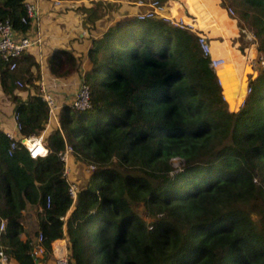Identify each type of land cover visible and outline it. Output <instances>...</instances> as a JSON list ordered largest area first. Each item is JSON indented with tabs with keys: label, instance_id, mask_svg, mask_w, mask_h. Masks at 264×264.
<instances>
[{
	"label": "trees",
	"instance_id": "1",
	"mask_svg": "<svg viewBox=\"0 0 264 264\" xmlns=\"http://www.w3.org/2000/svg\"><path fill=\"white\" fill-rule=\"evenodd\" d=\"M222 2L238 5L264 57V0ZM23 3L0 0V19L18 31L30 24L21 19ZM87 53L92 107L62 106L60 128L44 135L46 155L32 158L22 143L9 155L0 130V243L8 257L38 264L34 243L20 236L30 203L45 255L52 241L61 255L65 238L71 264H264V65L249 77L243 105L231 110L196 33L160 17L126 15ZM58 58L48 57L56 74ZM64 59L75 65L70 52ZM18 77L32 85V75L10 70L0 55V83L21 134H38L48 107L36 90L22 99ZM65 141L75 157L95 164L71 211L57 154Z\"/></svg>",
	"mask_w": 264,
	"mask_h": 264
},
{
	"label": "crops",
	"instance_id": "2",
	"mask_svg": "<svg viewBox=\"0 0 264 264\" xmlns=\"http://www.w3.org/2000/svg\"><path fill=\"white\" fill-rule=\"evenodd\" d=\"M89 1L61 0L57 4L55 0H39V22L31 21L25 31H19L29 35H33L37 30L41 33L40 44L30 46L20 55L18 61H27L29 63L32 59L36 64L38 63L39 79L44 77L51 84L55 98L62 106L64 104L69 105L70 98L76 91L67 90L72 83L67 80L71 81L74 78L72 72H69L73 68L69 64L71 69L68 68L63 71L64 73L69 72L68 74L62 73L61 75L59 73L57 75L50 70L48 57L56 54L59 57V63H67L64 58L68 51L76 59V50L80 47L82 48L84 43L89 41L91 45L93 38L100 37L110 25L117 23L122 17L143 12L148 6L139 3V1L147 2L149 0H103L102 3L104 1L111 2L113 12L110 15L111 17H116L112 22L109 23L107 20L103 25L99 21L101 19L99 16L104 14V10L100 6L102 3L98 0H91L90 3ZM160 1L165 5L163 14L181 19L184 23H192L193 28L191 30L193 32H203L207 35L211 43V57L221 59V62L215 67V72L217 78L221 81L222 92L225 94L229 108L237 110L240 105V98L245 94L249 77H255L261 68L257 61L259 51L252 41L249 43L251 38L249 32L244 33V27L240 28L239 20L229 13L227 6L224 5L222 0ZM239 34L242 35L243 43H241ZM90 45L84 51L86 54ZM88 64L85 70L90 67L91 63ZM23 65L22 70L27 71L28 74L34 71L31 69L34 64L30 66L26 63L27 68ZM17 79L21 78L18 77ZM77 84H79V77ZM35 88L36 84L35 86L31 85L25 94L16 93L20 94L21 98L24 99L28 92L37 90ZM9 97H11L10 94L4 91L0 83V130L4 133L8 130L18 133L13 117L14 102L10 101ZM10 103L12 104L9 106ZM6 112H9L8 117ZM55 126L56 122L54 120L48 121L43 129L44 135L50 129L55 128ZM73 164L75 163L73 162ZM36 211V206L30 203L22 210L21 222L23 231L20 236L23 239L30 238L34 245H40L41 243L38 242L36 234L38 228ZM65 241L67 242V240ZM52 243L53 258H45L44 251L39 254V251L38 253L36 251L37 248L33 249L38 264H55L57 255ZM8 264L19 263L15 259L9 258Z\"/></svg>",
	"mask_w": 264,
	"mask_h": 264
},
{
	"label": "built area",
	"instance_id": "3",
	"mask_svg": "<svg viewBox=\"0 0 264 264\" xmlns=\"http://www.w3.org/2000/svg\"><path fill=\"white\" fill-rule=\"evenodd\" d=\"M81 1V0H80ZM61 0H55V3H60ZM139 3L146 4L148 7L143 11L137 13V15L141 18L144 17H153L160 16L170 22L173 25L179 26L180 28H185L191 30L193 28L192 23H184L181 19L174 18L173 16L163 14V10L165 8L164 3L160 0H149L139 1ZM24 8L26 14L21 18L24 23L34 21L35 23L39 22L40 19V5L39 0H24ZM229 13L233 14L234 11L231 7H227ZM41 33L38 30L33 34H23L16 30L9 18L0 19V55L3 60L7 63L8 68L10 70H14L17 67V61L20 55L27 50L30 46L38 45L41 42ZM197 43L199 44L203 54L210 58V64L213 67H216L218 63L221 62L220 58L211 57V43L208 39L207 35L203 32H197ZM250 35V34H249ZM253 35H251L252 37ZM257 61H259L262 66L264 65V57L262 54L257 56ZM220 81V80H219ZM16 83L18 86H23V81L21 79H17ZM251 90V86L249 84L246 85L245 94L240 100V105H243L246 95ZM37 93L42 97V99L46 102L48 107V121L54 120L57 125H59V111L62 107V104L57 101L53 90L51 88V84L47 82L44 77H40L37 86ZM69 106L76 110H86L92 107L90 101V89L88 83L81 78L79 81V85L77 90L73 93L70 98ZM13 117L15 119V127L18 133H15L12 130H8L5 132L6 136L9 139L8 145V154L12 155L14 150L19 147V143H22L24 147L27 149L28 155L32 158H37L39 156H44L48 152V147L44 141V131H41L38 134H21V125L18 121V114L14 112ZM75 153L71 144L65 141V145L62 149L57 151L61 161L63 162V175L66 177L68 181V191L70 196L72 197V204L69 209L72 210L74 207V203L77 199L78 185L76 181L71 178V173L73 169L70 165V160L73 159L72 155ZM178 161V162H176ZM173 162L177 167L182 164L179 158L174 157ZM85 170L91 172L95 168V164L86 163ZM47 205L50 203L49 195L46 196ZM65 216H61L64 218ZM5 229V220L1 219L0 221V239L1 233ZM38 242L41 243L43 240V235L40 232L37 236ZM34 248H37L39 252L44 251V247L40 245H34ZM9 257L6 254L3 246L0 243V264H8ZM55 264H71L69 258V251L67 250V246L65 244L63 254L58 255L55 259Z\"/></svg>",
	"mask_w": 264,
	"mask_h": 264
},
{
	"label": "rangeland",
	"instance_id": "4",
	"mask_svg": "<svg viewBox=\"0 0 264 264\" xmlns=\"http://www.w3.org/2000/svg\"><path fill=\"white\" fill-rule=\"evenodd\" d=\"M91 1V0H90ZM90 1H89V3H90ZM98 1H100V3H102V1L103 0H98ZM131 1V0H130ZM131 3V2H130ZM225 6H227V7H231L232 9H233V11H234V13H233V16H234V18L236 17L237 19H238V10H237V8H238V5L236 4V3H231V2H228V3H225L224 4ZM102 8H103V12H104V14L103 15H101V16H99L101 19L99 20L100 21V24L101 25H103V24H105L106 23V21L108 20V22L110 23V22H112L113 20H115V18L116 17H111V12H113V9H111L112 8V4H111V2H105L104 1V3H102L101 5H100ZM99 10V9H98ZM111 17V18H110ZM113 18V19H112ZM239 20V19H238ZM240 24H241V27L240 28H242V27H244V29H246V30H248L249 31V34L250 35H253L249 40V43H251V41H252V43H253V45H255L256 47H257V37L254 35L255 33L253 32V30H251V29H249V28H245V25L244 24H242L240 21H238ZM247 31V32H248ZM97 32V31H96ZM247 32H244V33H247ZM242 34V33H241ZM254 36H255V38H254ZM87 38H89L88 36H87ZM239 38L241 39V43H243V38H242V35H240L239 34ZM89 41H87V43H84L83 44V49L80 47L78 50H76L77 52L75 53V55H77V57H76V59H75V65L72 67L73 69L71 70V71H69L70 73L72 72V74H73V76H74V78L70 81V80H67V81H69V82H72L71 84H70V87H68V89L67 90H70V91H74V90H77V88H78V85L79 84H77L78 83V77H79V81H80V79L81 78H83L84 77V73H85V68H87L88 67V63H91L90 61H89V56L86 54V52H84V51H86V47H88L89 45H90V42L88 43ZM255 47V48H256ZM258 49V48H257ZM259 51V50H258ZM259 53H261L260 51H259ZM262 54V53H261ZM26 63H27V65H29V63L26 61V62H20V61H18V64H17V68L14 70V72H19V71H21L22 70V64H24L23 66L25 67V68H27V66H26ZM258 63H259V65L262 67V64L258 61ZM68 68H70V65H69V61L67 62V63H64V62H61V63H59V65H58V67H57V72H58V74L57 75H59V73L62 75V73L63 74H68V73H64L63 71H65L66 69H68ZM19 69V70H18ZM32 70H34L30 75H32L33 76V82H32V86H35V84H36V88H37V86H38V81H37V79H39V70H38V63L35 65H33V68H31ZM31 70V71H32ZM68 76V75H67ZM59 77V76H58ZM22 80V79H21ZM31 80V81H32ZM23 81V86H17V84H16V87H15V89H14V91L15 92H17V93H20V94H25L26 92H27V90H29L28 88H29V86H31V84L29 85V83L28 82H24V80H22ZM34 82H35V84H34ZM29 85V86H28ZM35 88V89H36ZM33 89V88H32ZM224 94V93H223ZM224 96H225V94H224ZM10 101H12V99H11V97H9L8 98ZM227 101V100H226ZM228 103V102H227ZM12 103H10L9 104V106L11 105ZM229 106V105H228ZM240 106V105H239ZM230 109V108H229ZM72 111H78V110H76V109H74V108H72L71 109ZM6 116L8 117L9 116V112H6ZM72 157H73V159H71L70 160V165H71V167H72V169H73V172L71 173L72 175H71V178H73L75 181H76V183H77V185H78V188L80 187V186H82V185H84L86 182H87V180H88V178H89V173L90 172H88V171H86L85 170V168H86V162H84L83 160H81V159H79L78 157H75V155L73 154L72 155ZM73 162L75 163V164H73ZM176 162H178V161H176ZM173 165H174V167H177L176 165H175V163L173 162ZM182 168V165L180 164L179 165V167H177V168H175L176 170H179V169H181ZM172 172V171H171ZM136 207V209L140 212V214H142V215H145L146 214V212H145V210H144V207L142 206V205H136L135 206ZM70 209V208H69ZM69 211V210H68ZM71 211V210H70ZM145 217H147V219H148V216H145ZM149 218H150V216H149ZM64 238V237H63ZM64 240H66L65 238H64ZM53 242V241H52ZM66 242V241H65ZM54 243V242H53ZM53 243H52V245H53ZM66 246H67V250H68V244H67V242H66ZM53 247H54V245H53ZM37 251V253H38V250H36ZM53 251H52V249L49 251V253H47L46 255H44L45 256V258H53V253H52ZM40 253H42V252H39V254Z\"/></svg>",
	"mask_w": 264,
	"mask_h": 264
},
{
	"label": "clouds",
	"instance_id": "5",
	"mask_svg": "<svg viewBox=\"0 0 264 264\" xmlns=\"http://www.w3.org/2000/svg\"><path fill=\"white\" fill-rule=\"evenodd\" d=\"M231 15H233V14H231ZM153 17H155V16H153ZM156 17H160V16H156ZM160 18H162V17H160ZM162 19H164V18H162ZM164 20H165V19H164ZM166 21H167V20H166ZM244 30H245L244 32H247V31H248V30H246V29H244ZM248 32H249V31H248ZM254 35H255V34H254ZM254 38H255V36H254ZM259 54H261V53H259ZM212 67H213V66H212ZM213 68L215 69V67H213ZM15 69H16V68H15ZM15 69H14V70H15ZM218 81H219V79H218ZM219 83H220V85H221V81H219ZM16 84H17V83H16ZM248 84H249V83H248ZM17 86H18V85H17ZM36 91H37V90H36ZM224 97H225V96H224ZM246 97H247V95H246ZM240 106H241V105H240ZM240 106H239V107H240ZM69 107H70V106H69ZM70 108H71V107H70ZM61 109H62V108H61ZM61 109H60V111H61ZM71 109H72V108H71ZM60 111H59V114H60ZM58 117H59V115H58ZM47 122H48V120H47ZM47 122H46V123H47ZM56 126L60 128V121H59V125L56 124ZM42 131H43V130H42ZM47 147H48V146H47ZM47 153H48V152H47ZM47 153H46V154H47ZM46 154H45V155H46ZM39 157H41V156H39ZM181 165H182V167H183V163H182ZM175 168H177V167H175ZM181 169H182V168H181ZM181 169H179V170H181ZM37 236H38V235H37ZM41 245H42V244H41ZM33 249H34V247H33Z\"/></svg>",
	"mask_w": 264,
	"mask_h": 264
},
{
	"label": "bare ground",
	"instance_id": "6",
	"mask_svg": "<svg viewBox=\"0 0 264 264\" xmlns=\"http://www.w3.org/2000/svg\"><path fill=\"white\" fill-rule=\"evenodd\" d=\"M231 19V18H230ZM243 97V95L241 96V98ZM241 98H240V100H241ZM234 104V103H233ZM236 105V104H235ZM64 247H65V242H64ZM63 250H64V248H63ZM63 254V251H62V253H61V255Z\"/></svg>",
	"mask_w": 264,
	"mask_h": 264
}]
</instances>
